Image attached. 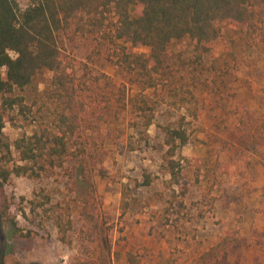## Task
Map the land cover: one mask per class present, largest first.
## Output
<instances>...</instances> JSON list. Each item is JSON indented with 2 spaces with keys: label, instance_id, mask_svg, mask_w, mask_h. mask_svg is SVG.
Masks as SVG:
<instances>
[{
  "label": "rangeland",
  "instance_id": "obj_1",
  "mask_svg": "<svg viewBox=\"0 0 264 264\" xmlns=\"http://www.w3.org/2000/svg\"><path fill=\"white\" fill-rule=\"evenodd\" d=\"M220 25L210 53L187 35L172 40L153 87L122 60V48L148 55V47L93 34L64 38V61L87 108L79 135L95 185L88 210L99 230L92 237L79 231L75 158L37 177L12 174L5 191L27 236L6 238L0 218V264H79L95 245L111 264H131L128 251L139 264H264V22L252 33ZM51 76L42 69L14 89L28 106L15 113L26 120L6 122L4 141L50 122ZM165 126H181L189 137L172 156L177 178L162 169ZM58 214L74 220L68 242L60 240ZM222 240L224 250L204 255Z\"/></svg>",
  "mask_w": 264,
  "mask_h": 264
},
{
  "label": "trees",
  "instance_id": "obj_2",
  "mask_svg": "<svg viewBox=\"0 0 264 264\" xmlns=\"http://www.w3.org/2000/svg\"><path fill=\"white\" fill-rule=\"evenodd\" d=\"M263 22L264 0H29L25 7H20L18 0H0V218L7 228L6 238L27 236L11 211L5 191L10 176L37 177L61 168L67 158L77 160L80 175L83 205L79 231L92 237L99 230L97 217L88 210L95 185L79 135L87 108L79 98L76 77L64 61L66 36L93 34L97 39L148 47V55L131 54L122 48V60L139 82L153 87L158 84L156 74L172 40L187 35L196 40L201 52L210 53L222 36L221 23L244 25L252 33ZM42 69L52 73L45 90L47 98L55 102L50 122L41 123L12 144L4 141L1 134L5 123L26 120L15 111L24 114L23 110L28 109L23 97L12 92L28 85ZM164 133L168 149L162 169L177 178L178 163L172 156L189 137L181 126H165ZM149 183L146 178L142 184ZM73 221L71 217L56 216L63 242L70 241L68 232ZM225 247L224 241H219L204 255L216 256L219 248ZM88 252L90 256L78 258L79 264H111L98 245ZM126 255L131 264H139L132 252Z\"/></svg>",
  "mask_w": 264,
  "mask_h": 264
}]
</instances>
